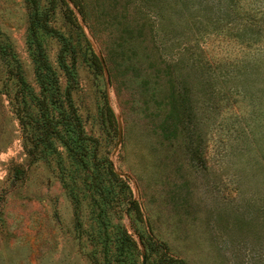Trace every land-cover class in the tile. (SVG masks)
I'll return each mask as SVG.
<instances>
[{
  "label": "rangeland",
  "instance_id": "rangeland-1",
  "mask_svg": "<svg viewBox=\"0 0 264 264\" xmlns=\"http://www.w3.org/2000/svg\"><path fill=\"white\" fill-rule=\"evenodd\" d=\"M84 4L80 30L59 1L49 14L74 49L72 100L91 141L81 163L56 141L29 155L12 100L25 90L36 113L33 37L64 88L61 45L31 33L26 0H0V264H159L163 250L148 248L156 242L184 264H264V22L250 44L226 36L201 43L213 63L202 84L188 25L170 0ZM48 6L40 0V10ZM133 19L154 32L153 48L130 37Z\"/></svg>",
  "mask_w": 264,
  "mask_h": 264
},
{
  "label": "trees",
  "instance_id": "trees-1",
  "mask_svg": "<svg viewBox=\"0 0 264 264\" xmlns=\"http://www.w3.org/2000/svg\"><path fill=\"white\" fill-rule=\"evenodd\" d=\"M58 1L64 8L65 20L72 27L80 30L77 13L84 22L86 20L84 0H48L49 6L44 10H40V0H26L30 10L29 30L31 33L35 36L38 32H42L57 38L60 42L61 47L57 55V66L65 79V86L62 89L59 81L60 75L52 68L42 51L41 45L37 42L36 38L33 37L34 47L37 53L33 58V64L40 91L37 94L31 93L32 95L30 94V98L34 100L36 113L33 114L29 110V105L24 95V88L22 89L23 92L21 95L14 97L12 100L13 102H11L19 118V122L21 126H23V130L27 134L26 140L31 144L29 155H34L33 153L37 152L36 150L41 146L50 147L53 141H56L79 162L83 163L88 154L87 144L91 141L84 135L81 121L77 116V111L72 100V91L75 87V75L73 64L67 62V57L70 56L71 60H74V49L69 44V41L59 34L56 29L50 26L49 23V14L56 8ZM257 1L260 3L262 2L261 0ZM170 2L173 4L174 10L179 13V19H183L188 25L185 31L190 36V46L188 47L190 49L192 46L195 47V57L191 67L194 71V75H196L197 78L200 77L199 81H201L202 84L207 81L204 79L206 76L205 73L208 72L207 68L213 70V63L209 61V57L206 56L201 44H205L206 41L211 38L210 36H226L233 41L245 44H250L255 39H261V37L252 36L256 34L260 35L261 33V24L264 22V4H259L254 8L249 5L246 8L245 5L248 0H170ZM257 24H259L258 31L253 34ZM146 29L150 28H147L136 19H133L132 26L129 30L130 37H132L131 33L138 34L139 36L143 35L144 41L149 42V44L151 43V48H153L155 34L154 32L148 33L144 31ZM180 34L183 36L184 43L186 44L184 33L181 32ZM131 44L133 48L134 44ZM135 48L136 47H134V50ZM161 48L164 52L163 47L160 46V49ZM182 52L187 51L186 49H181L180 54ZM161 56L163 55H159V53L156 55L157 59L161 58ZM91 58L95 69L101 71L97 57L92 54ZM170 64L171 67H169V69L171 70L176 64ZM218 68L220 67L218 66ZM109 71L111 73L110 68ZM171 73H173L172 70ZM211 74L212 73H208V75ZM18 83L23 84L21 77H18ZM27 89L29 92H32L30 87H27ZM172 105L170 117L175 119L176 107L174 103H172ZM104 113L108 125L116 132L115 118L106 100L104 101ZM107 173L113 181L121 184L119 183V178L113 173L109 164L107 165ZM132 210L135 211V215L138 219L140 215L138 207L133 205ZM141 240L144 241L143 237H141ZM127 243L130 246L135 245L131 238L127 240ZM158 247L163 250L159 258V264H169L168 262H170V264H184L181 260L166 258L164 255L166 248L163 243L156 242L154 247L150 245L148 248L156 250Z\"/></svg>",
  "mask_w": 264,
  "mask_h": 264
}]
</instances>
